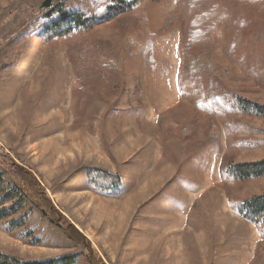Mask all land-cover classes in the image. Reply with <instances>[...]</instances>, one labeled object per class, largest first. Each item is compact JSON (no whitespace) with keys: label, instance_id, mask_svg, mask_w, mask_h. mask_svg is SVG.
<instances>
[{"label":"rangeland","instance_id":"374dc122","mask_svg":"<svg viewBox=\"0 0 264 264\" xmlns=\"http://www.w3.org/2000/svg\"><path fill=\"white\" fill-rule=\"evenodd\" d=\"M46 1L0 0V153L35 178L57 215L31 217L35 230L24 239L0 223V252L76 255L78 264H264L257 228L230 206L231 197L264 194V175L242 183L220 176L224 159L264 161V0H203L238 22L217 18L192 49L222 69L228 105L216 109L213 129L206 119L187 134L193 106L178 86V0H141L132 13L55 39L36 32L63 2L42 9ZM239 20L250 21L246 37ZM200 85L186 80L181 89ZM237 98L255 111L237 108ZM92 168L118 174L122 191H93ZM73 229L88 246L69 239Z\"/></svg>","mask_w":264,"mask_h":264},{"label":"trees","instance_id":"16d2710c","mask_svg":"<svg viewBox=\"0 0 264 264\" xmlns=\"http://www.w3.org/2000/svg\"><path fill=\"white\" fill-rule=\"evenodd\" d=\"M62 1L45 16L39 18L36 32H41L49 39L79 36L87 32L91 24L112 15L120 18L125 14L132 13L141 4V0H79V6L72 7L67 6V1ZM250 2L252 5L260 7L263 0H250ZM178 5L183 19L181 30L182 58L178 86L182 97L190 101L193 106L192 116L183 124L187 134L191 129L190 126H196L206 119L208 120V129H213L212 123L216 109L228 105V95L223 94L224 87L219 84L222 79V69L211 61L207 52H194L192 49L203 44L204 37L214 29V25L218 21L217 18L221 17L228 24L232 22L233 25L238 21L232 19V13L228 10L219 16L217 5L215 8L206 9L203 7V0H178ZM239 23L237 34L243 33L242 37H246L250 21L239 20ZM186 80H197L200 81L201 85L187 95L181 89ZM206 83L207 89L205 88ZM229 107L232 114L236 112L234 104L229 105ZM236 107L247 113L255 111L254 107L252 110L250 107H242L238 98ZM221 110L223 111V109ZM163 130L164 127H162V132ZM209 141L215 143L214 140ZM88 174L90 187L96 193L114 196L122 191L123 181L118 174L98 168L89 169ZM263 175L264 161L234 164L228 163L224 159L220 166L222 179L230 177L238 183L258 179ZM230 206L235 214L255 225L261 237L258 246L264 244V194L251 196L244 200H235L231 197ZM38 213L41 214V219H53L52 217L57 215V211L35 178L14 164L9 155L1 152L0 223L5 225V229L9 233H16V236L21 239L29 238L35 230V223L31 222V217H36ZM68 236L72 241L84 244L82 242L84 238H80L76 230L73 229L68 232ZM85 245L88 246V242H85ZM90 258L93 259L92 256ZM94 262L95 264H102L93 260ZM0 264H78V258L76 255H65L48 260H24L0 252Z\"/></svg>","mask_w":264,"mask_h":264},{"label":"water","instance_id":"95a60500","mask_svg":"<svg viewBox=\"0 0 264 264\" xmlns=\"http://www.w3.org/2000/svg\"><path fill=\"white\" fill-rule=\"evenodd\" d=\"M52 5V0H47L42 4V9H49Z\"/></svg>","mask_w":264,"mask_h":264}]
</instances>
